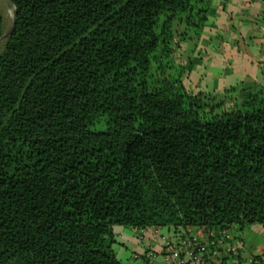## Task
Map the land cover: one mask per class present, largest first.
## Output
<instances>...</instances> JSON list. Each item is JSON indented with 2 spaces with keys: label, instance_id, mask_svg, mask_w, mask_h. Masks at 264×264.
I'll return each instance as SVG.
<instances>
[{
  "label": "trees",
  "instance_id": "16d2710c",
  "mask_svg": "<svg viewBox=\"0 0 264 264\" xmlns=\"http://www.w3.org/2000/svg\"><path fill=\"white\" fill-rule=\"evenodd\" d=\"M9 1L0 264H122L115 226L264 227V89L153 76L181 25L201 39L211 0Z\"/></svg>",
  "mask_w": 264,
  "mask_h": 264
},
{
  "label": "crops",
  "instance_id": "0c3cea01",
  "mask_svg": "<svg viewBox=\"0 0 264 264\" xmlns=\"http://www.w3.org/2000/svg\"><path fill=\"white\" fill-rule=\"evenodd\" d=\"M193 53L197 64L184 82L190 91L223 94L243 83H255L264 89V0H211L200 45ZM205 230L193 227L190 231L202 234ZM234 231L244 244L241 230ZM113 232V250L122 264H149V248L158 259L164 253L163 240L151 231L141 234L134 228L115 226ZM161 234L172 239L180 236L166 228ZM262 255H246L244 245L243 258Z\"/></svg>",
  "mask_w": 264,
  "mask_h": 264
},
{
  "label": "built area",
  "instance_id": "2783aa9c",
  "mask_svg": "<svg viewBox=\"0 0 264 264\" xmlns=\"http://www.w3.org/2000/svg\"><path fill=\"white\" fill-rule=\"evenodd\" d=\"M235 227L207 228L202 234H190L186 237L169 238L159 229H140L141 234L149 231L160 236L164 242V253L158 259L149 248V264H264V255L243 258V240L235 234Z\"/></svg>",
  "mask_w": 264,
  "mask_h": 264
},
{
  "label": "rangeland",
  "instance_id": "374dc122",
  "mask_svg": "<svg viewBox=\"0 0 264 264\" xmlns=\"http://www.w3.org/2000/svg\"><path fill=\"white\" fill-rule=\"evenodd\" d=\"M0 14L3 16V35L0 37V53L4 50L6 43V35L10 32L13 24L14 7L9 0H0ZM177 27V25H176ZM179 27V26H178ZM184 29L181 25L178 28L177 36L172 44V53L160 56L154 63L153 76L156 79L176 75L180 69L188 68L189 71L184 75L183 80L186 82L195 67L194 51L200 45V40H183L179 36ZM188 38V36H187ZM197 43V45H196ZM196 45V47H195ZM163 68L161 69L160 67ZM195 84V83H193ZM244 239L246 255H262L264 254V228L260 225H251L245 227L241 232Z\"/></svg>",
  "mask_w": 264,
  "mask_h": 264
},
{
  "label": "water",
  "instance_id": "95a60500",
  "mask_svg": "<svg viewBox=\"0 0 264 264\" xmlns=\"http://www.w3.org/2000/svg\"><path fill=\"white\" fill-rule=\"evenodd\" d=\"M15 22H16V19H15V15L13 16V24H12V28L10 30V32L8 33V35H10L13 31V29L15 28ZM8 35H6V38L8 37Z\"/></svg>",
  "mask_w": 264,
  "mask_h": 264
}]
</instances>
